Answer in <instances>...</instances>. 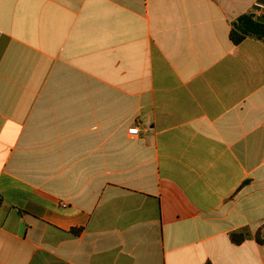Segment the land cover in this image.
Instances as JSON below:
<instances>
[{
	"label": "crops",
	"instance_id": "1",
	"mask_svg": "<svg viewBox=\"0 0 264 264\" xmlns=\"http://www.w3.org/2000/svg\"><path fill=\"white\" fill-rule=\"evenodd\" d=\"M258 3L0 0V264H264Z\"/></svg>",
	"mask_w": 264,
	"mask_h": 264
},
{
	"label": "trees",
	"instance_id": "2",
	"mask_svg": "<svg viewBox=\"0 0 264 264\" xmlns=\"http://www.w3.org/2000/svg\"><path fill=\"white\" fill-rule=\"evenodd\" d=\"M230 36L235 44H240L247 37L264 41V23L254 20L252 15H243L233 24ZM233 241L240 243L242 238L234 235Z\"/></svg>",
	"mask_w": 264,
	"mask_h": 264
},
{
	"label": "built area",
	"instance_id": "3",
	"mask_svg": "<svg viewBox=\"0 0 264 264\" xmlns=\"http://www.w3.org/2000/svg\"><path fill=\"white\" fill-rule=\"evenodd\" d=\"M256 21H261L264 19V4L258 3L254 6L253 12L251 14ZM129 135L131 136H139L140 129L138 127L129 129Z\"/></svg>",
	"mask_w": 264,
	"mask_h": 264
}]
</instances>
